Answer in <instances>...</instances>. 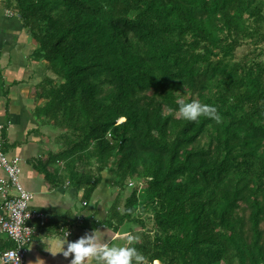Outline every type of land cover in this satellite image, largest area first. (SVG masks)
Returning a JSON list of instances; mask_svg holds the SVG:
<instances>
[{
	"label": "trees",
	"instance_id": "16d2710c",
	"mask_svg": "<svg viewBox=\"0 0 264 264\" xmlns=\"http://www.w3.org/2000/svg\"><path fill=\"white\" fill-rule=\"evenodd\" d=\"M4 2L55 76L40 113L59 149L39 172L85 205L119 190L83 228L124 232L151 212L127 229L144 264H264V0ZM181 98L219 120L184 119Z\"/></svg>",
	"mask_w": 264,
	"mask_h": 264
},
{
	"label": "crops",
	"instance_id": "0c3cea01",
	"mask_svg": "<svg viewBox=\"0 0 264 264\" xmlns=\"http://www.w3.org/2000/svg\"><path fill=\"white\" fill-rule=\"evenodd\" d=\"M36 46L37 42L24 26L20 16L13 8L8 7L4 0H0V124L3 126L1 132L4 140L2 149L9 155L22 158L21 181L32 193L31 208L44 214L43 218L32 221L36 229L32 240L45 238L41 243L47 248L49 246L46 255L48 258L61 252L60 240L52 238L58 233L59 225L73 229L78 235L80 227L78 224L73 225L76 223V216H90L97 210L94 218H103L107 210L104 204L107 195L103 190H106V187L103 188V184H100L90 199L93 208H87V212L77 211L76 203L83 205L81 192L69 186L67 182L50 184L38 170L41 167L40 160H46L49 153L54 151L53 146L55 149L59 147L54 143L58 130L52 129L49 121L40 113L41 108L48 103L46 80L55 76L47 68L46 60L35 56ZM100 187L103 189L100 190ZM107 188L110 191L108 185ZM100 195H103V201ZM87 205H83V208ZM100 227L106 228L99 226L95 230ZM108 230L114 234V231ZM116 233L118 232L114 235L119 236V233ZM95 260L104 264L102 259Z\"/></svg>",
	"mask_w": 264,
	"mask_h": 264
},
{
	"label": "built area",
	"instance_id": "2783aa9c",
	"mask_svg": "<svg viewBox=\"0 0 264 264\" xmlns=\"http://www.w3.org/2000/svg\"><path fill=\"white\" fill-rule=\"evenodd\" d=\"M2 127L0 124V233L5 234L12 245L0 249V264H24L27 245L36 234L32 221L43 218L44 214L31 208L32 193L21 181L22 158L9 155L2 149ZM128 184L133 182L129 180ZM84 218V214H79L76 221L83 225ZM66 230L69 235L72 233L71 228H65L63 224L57 228L62 235Z\"/></svg>",
	"mask_w": 264,
	"mask_h": 264
},
{
	"label": "clouds",
	"instance_id": "9594fccd",
	"mask_svg": "<svg viewBox=\"0 0 264 264\" xmlns=\"http://www.w3.org/2000/svg\"><path fill=\"white\" fill-rule=\"evenodd\" d=\"M180 115L189 121H196L201 116L219 120L218 110L215 105L203 103L199 100L177 101ZM171 111V110H170ZM151 179V177H149ZM132 185H130L131 187ZM69 232L66 230L60 238V250L65 257L72 256L70 264H91L94 259H102L104 264H144L146 256L135 247L139 237L129 233L127 243L124 245L101 243L95 229L91 234L86 233L75 241L67 239ZM67 245L65 248L64 245Z\"/></svg>",
	"mask_w": 264,
	"mask_h": 264
},
{
	"label": "rangeland",
	"instance_id": "374dc122",
	"mask_svg": "<svg viewBox=\"0 0 264 264\" xmlns=\"http://www.w3.org/2000/svg\"><path fill=\"white\" fill-rule=\"evenodd\" d=\"M243 51V49H241ZM262 58H264V54L262 56ZM58 132V131H57ZM54 148V151L56 152L59 148L55 149L56 147L53 146ZM58 164L62 165V161L59 160L58 161ZM141 180V179H140ZM142 181V180H141ZM106 187V190L103 189ZM103 187V188H101ZM100 187V190L103 189L104 190V194L107 195V201L105 204V207L106 209H108V207L111 205L113 199L115 198L116 196V193L119 192V190L117 188H111L110 191L108 190L107 188V185H105V183H103V185ZM100 191V194L101 192ZM108 190V191H107ZM109 192V193H108ZM153 193V191H151ZM104 195V196H105ZM101 196V200L103 201V195H100ZM75 203V202H74ZM78 205V210H80V212H87V208L88 209H92L93 208V202H89L87 206H85L83 208V205L81 206V203H76ZM82 207V208H81ZM105 207L103 210H105ZM133 217V221L132 222H128L126 224V229L124 232H118L119 233V236H115V232L114 234L109 231L107 228H103V227H100L99 229H96L95 232H96V235L98 236V238L100 239L101 243H108V244H118V245H124L127 243V234L126 232L128 231L127 229H129L130 231H135V230H139L140 227L143 226V229H147V227L151 226L152 224V217H151V212L148 213V215H146V212H137L135 215L132 216ZM97 218H100V217H97ZM150 218V219H149ZM141 220V222H143V225L142 224H139V220ZM75 222L73 225H76L78 224V222L76 221L75 219ZM78 226L80 227V233H78V235H76L74 232H73V229H72V233L70 235H68L67 239L69 241L71 240H76L78 239L79 237L85 235L86 233L88 234H91L93 231L91 232H87L83 229H81L82 227L80 226V224H78ZM132 232V234H133ZM59 233V232H58ZM56 233V235H53L54 237L52 238H55L57 240H60V238L63 236V235H60ZM118 233H116L118 235ZM0 236L2 238H6V235L3 234V233H0ZM49 237V236H47ZM41 240L42 241H45V238L43 237H39V238H36L34 240H31L26 249V254H25V258H24V264H70V261L72 259V256H68V257H65L63 255V252H59V253H55V254H52L50 257H46L48 251L47 249H49V246L48 248L46 246H44L42 243H41ZM67 247V245L65 244V248ZM87 264V262H86ZM91 264H101L100 261L98 260H92L91 261ZM151 264H154V261H152Z\"/></svg>",
	"mask_w": 264,
	"mask_h": 264
},
{
	"label": "bare ground",
	"instance_id": "6f19581e",
	"mask_svg": "<svg viewBox=\"0 0 264 264\" xmlns=\"http://www.w3.org/2000/svg\"><path fill=\"white\" fill-rule=\"evenodd\" d=\"M154 264H157V263L154 262Z\"/></svg>",
	"mask_w": 264,
	"mask_h": 264
},
{
	"label": "water",
	"instance_id": "95a60500",
	"mask_svg": "<svg viewBox=\"0 0 264 264\" xmlns=\"http://www.w3.org/2000/svg\"><path fill=\"white\" fill-rule=\"evenodd\" d=\"M19 16V15H18Z\"/></svg>",
	"mask_w": 264,
	"mask_h": 264
}]
</instances>
